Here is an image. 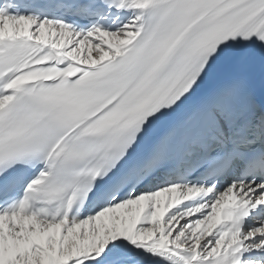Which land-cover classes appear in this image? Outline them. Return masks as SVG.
Masks as SVG:
<instances>
[{
	"label": "snow or ice",
	"instance_id": "snow-or-ice-1",
	"mask_svg": "<svg viewBox=\"0 0 264 264\" xmlns=\"http://www.w3.org/2000/svg\"><path fill=\"white\" fill-rule=\"evenodd\" d=\"M0 264H264V0H0Z\"/></svg>",
	"mask_w": 264,
	"mask_h": 264
}]
</instances>
